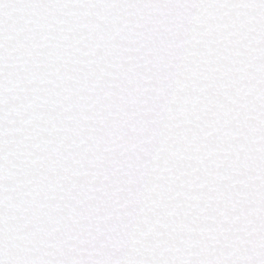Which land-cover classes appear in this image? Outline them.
<instances>
[{
    "label": "snow or ice",
    "instance_id": "snow-or-ice-1",
    "mask_svg": "<svg viewBox=\"0 0 264 264\" xmlns=\"http://www.w3.org/2000/svg\"><path fill=\"white\" fill-rule=\"evenodd\" d=\"M0 264H264V0H0Z\"/></svg>",
    "mask_w": 264,
    "mask_h": 264
}]
</instances>
